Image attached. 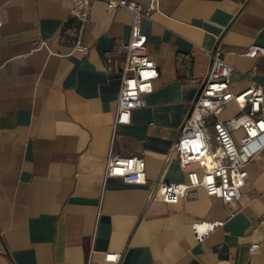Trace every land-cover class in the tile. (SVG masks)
<instances>
[{"label":"crops","instance_id":"1","mask_svg":"<svg viewBox=\"0 0 264 264\" xmlns=\"http://www.w3.org/2000/svg\"><path fill=\"white\" fill-rule=\"evenodd\" d=\"M134 1L144 10L154 2ZM73 4L0 0V264H264V150L232 205L203 187L176 204L158 192L163 181H188L175 143L209 74V52L224 48L234 91L264 86V55L243 54L264 46V0H155L142 31L160 76L130 123L116 122L114 52L131 37L132 13L96 0L81 33L85 54L75 48ZM236 112L231 102L220 116ZM112 153L144 157L148 182L107 176ZM217 220L223 225L197 241L193 224ZM106 252L120 253L119 262Z\"/></svg>","mask_w":264,"mask_h":264},{"label":"built area","instance_id":"2","mask_svg":"<svg viewBox=\"0 0 264 264\" xmlns=\"http://www.w3.org/2000/svg\"><path fill=\"white\" fill-rule=\"evenodd\" d=\"M71 1L74 4L70 12L81 23L75 48L86 54L89 46L83 42L81 33L90 22L92 5L96 0ZM103 1L110 8H127L133 17L130 39L119 42L114 52L121 57L122 73L116 122L130 123L132 111L146 105V95L153 91L154 81L160 76L159 65L151 58L148 41L142 31L143 18L154 7L155 0L146 10L134 0ZM224 52L222 47L209 52L212 60L209 74L175 143L180 167L187 172L188 181H163L159 184V196L167 203H178L190 187H203L225 203L234 204L243 194L247 165L264 150V86L252 82L245 89L234 91L231 88L234 67L223 58ZM193 54L188 58L191 59ZM243 54L252 58L264 55V46L251 43ZM112 56L108 54L109 64ZM231 102L236 103L238 112L221 118L222 111ZM239 130L243 134L238 138ZM106 174L129 184L148 182L146 160L140 155L110 154ZM223 223L221 220L196 221L193 224L196 240L203 241ZM250 250L259 252L261 244L254 242ZM120 258L118 252L105 253L106 261L119 262ZM87 264L95 263L90 259Z\"/></svg>","mask_w":264,"mask_h":264}]
</instances>
